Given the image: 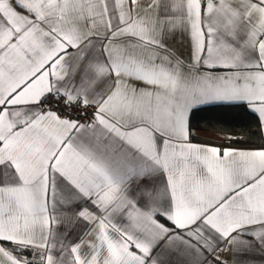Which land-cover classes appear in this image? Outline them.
<instances>
[{"label": "snow or ice", "instance_id": "snow-or-ice-1", "mask_svg": "<svg viewBox=\"0 0 264 264\" xmlns=\"http://www.w3.org/2000/svg\"><path fill=\"white\" fill-rule=\"evenodd\" d=\"M208 104L264 136V0H0V264L264 253V146L193 142Z\"/></svg>", "mask_w": 264, "mask_h": 264}, {"label": "trees", "instance_id": "trees-1", "mask_svg": "<svg viewBox=\"0 0 264 264\" xmlns=\"http://www.w3.org/2000/svg\"><path fill=\"white\" fill-rule=\"evenodd\" d=\"M191 132L196 130L216 135L222 145L237 148L264 146V137L256 135L254 114L237 105H218L194 109L189 118Z\"/></svg>", "mask_w": 264, "mask_h": 264}, {"label": "crops", "instance_id": "crops-1", "mask_svg": "<svg viewBox=\"0 0 264 264\" xmlns=\"http://www.w3.org/2000/svg\"><path fill=\"white\" fill-rule=\"evenodd\" d=\"M218 105H229V104H208V105H201L199 107H195L192 109V111L194 109L197 108H203V107H208V106H218ZM191 111V113H192ZM190 113V116H191ZM189 116V118H190ZM192 133V141L195 143H202V144H209V145H214V146H221V147H231V146H226V145H222L220 142L216 141V135L214 138H210V135H212L210 132L207 131H201V130H196L191 132ZM264 137V136H263ZM237 148V147H234ZM224 257L226 259L229 260V264H231V258H232V254L229 252H225L223 253ZM249 264H264V253H261L259 251H256L252 254H250L249 257H247Z\"/></svg>", "mask_w": 264, "mask_h": 264}, {"label": "rangeland", "instance_id": "rangeland-1", "mask_svg": "<svg viewBox=\"0 0 264 264\" xmlns=\"http://www.w3.org/2000/svg\"><path fill=\"white\" fill-rule=\"evenodd\" d=\"M214 137H215V136H213V135H210V138H214ZM214 139H216V140H217V139H219V138H214Z\"/></svg>", "mask_w": 264, "mask_h": 264}]
</instances>
